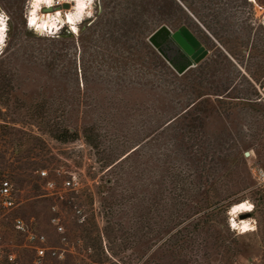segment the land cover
Returning a JSON list of instances; mask_svg holds the SVG:
<instances>
[{
	"label": "rangeland",
	"instance_id": "rangeland-1",
	"mask_svg": "<svg viewBox=\"0 0 264 264\" xmlns=\"http://www.w3.org/2000/svg\"><path fill=\"white\" fill-rule=\"evenodd\" d=\"M76 3H42L60 20L44 31L29 23L35 0H0V184L15 197L0 196V264H264L253 173L264 167V0H85L77 13ZM162 25L188 26L206 55L179 71L150 40ZM65 27L77 50L51 38ZM66 124L80 135L49 132ZM213 188L224 207L210 211ZM244 200L254 208L239 218L255 227L241 232L230 209ZM17 216L57 253L39 257Z\"/></svg>",
	"mask_w": 264,
	"mask_h": 264
},
{
	"label": "trees",
	"instance_id": "trees-1",
	"mask_svg": "<svg viewBox=\"0 0 264 264\" xmlns=\"http://www.w3.org/2000/svg\"><path fill=\"white\" fill-rule=\"evenodd\" d=\"M86 21V20H85ZM87 21H89L87 19ZM84 21L81 23L80 26V32L82 31H88L89 29V25H83ZM182 26H186V25H181ZM179 27V28H180ZM188 27V26H187ZM189 28V27H188ZM171 29L167 26V25H162L160 26L154 33L153 35L150 37V40L152 41V43L159 49L161 50V52L168 58V60L172 63V65L177 68L179 71H183L187 68V66L181 67L179 65V63L177 62V57L178 56V52H175V54L173 56L168 55V53L166 52V50H164V46L165 44L169 41L170 39V35H171ZM67 35V36H66ZM69 37L71 39H74V43L76 44V50H77V43L75 42V35L74 33H72L71 31H66V27L64 28V30H62L60 33H57V35L52 36L51 38L54 39V41H59V39L61 37ZM75 56V53H74ZM74 59H77V55L74 57ZM75 61V60H74ZM1 63V62H0ZM1 69V67H0ZM181 115V114H180ZM178 115V116H180ZM177 116V117H178ZM177 117L169 120L167 123H165L161 128L157 129L155 131V133L153 134V136L155 134H157L158 132H160L161 130L166 129ZM49 132L51 133V135H53L54 137L58 138V139H62V140H71V139H75L77 138L81 131L78 127H71L70 125L66 124L63 126V128H58V127H53L49 129ZM86 135V134H85ZM90 137V136H89ZM152 138V136L150 137ZM149 139H145L144 141H142V143H140L139 146H137L138 149L139 147L143 146L144 144H146ZM182 143V142H181ZM199 145H202L201 143H199ZM134 149V150H135ZM199 152H201V154L204 157H207L209 155V152L206 150L202 149V146L199 148ZM131 153V152H130ZM130 153H128L126 156H128ZM126 156H124L123 158H125ZM234 160H236L237 163H240L241 161L243 162V159H241L240 157H235ZM208 190H206L207 192ZM213 193L215 198L214 199H209V196H207V204L205 205V207H212L214 206L210 211L216 209L217 207H220L223 205L224 207V202L221 203L222 199L224 197H220V189L219 188H213ZM233 205V204H232ZM231 205V206H232Z\"/></svg>",
	"mask_w": 264,
	"mask_h": 264
},
{
	"label": "built area",
	"instance_id": "built-area-1",
	"mask_svg": "<svg viewBox=\"0 0 264 264\" xmlns=\"http://www.w3.org/2000/svg\"><path fill=\"white\" fill-rule=\"evenodd\" d=\"M253 173L257 180L258 187L262 190V197L264 200V167L256 166L255 168H253ZM49 184L52 186L53 181H49ZM65 185H68L71 188L77 189L79 187V181L75 178H72V179L69 178L65 181ZM0 196H1V201L4 205L12 206L15 204L13 187L9 180H4L1 182ZM232 218L233 216L230 215V223H231V226L233 227V224L231 221ZM14 225L21 233L25 234L30 247L35 249L39 257H44L48 253V251L54 254L57 253V248H54L53 246H50L47 244L46 234L32 229L30 224L23 217L17 216L14 219ZM59 228L62 229L63 226L59 225ZM233 228L239 229L237 227H233ZM2 257H3V254L0 251V259H2ZM8 257L10 260H14L16 256L14 253H9ZM253 264H259V263H253Z\"/></svg>",
	"mask_w": 264,
	"mask_h": 264
},
{
	"label": "bare ground",
	"instance_id": "bare-ground-1",
	"mask_svg": "<svg viewBox=\"0 0 264 264\" xmlns=\"http://www.w3.org/2000/svg\"><path fill=\"white\" fill-rule=\"evenodd\" d=\"M44 2L46 3V0H39V2H36V0H35V5L32 8L31 14L29 17V23L31 20H34V23L31 24L32 26H37L41 30L49 31L51 29L53 30L55 26L57 27V20L56 19L58 18V20H59V17H56L55 14H57V13H55V14H50V13L49 14H43V13H41L39 10H40L42 3H44ZM84 5H85V3H84ZM84 7H83V9H84ZM83 9L81 10L80 5H78L76 3V13L83 11ZM33 13H35L34 16H33ZM76 13L72 11V12L68 13V15H67V20L72 22L74 29H77V27L75 25ZM70 17H71V19H69ZM4 32H5V26H4ZM241 205H243V207H241ZM253 208H254V205L249 200L237 202L231 207L230 213L233 216V218L231 220L232 224H235L236 227L239 228L241 232L248 231V230L253 229L255 227V222L251 218H239V215L241 213L251 211V210H253Z\"/></svg>",
	"mask_w": 264,
	"mask_h": 264
},
{
	"label": "water",
	"instance_id": "water-1",
	"mask_svg": "<svg viewBox=\"0 0 264 264\" xmlns=\"http://www.w3.org/2000/svg\"><path fill=\"white\" fill-rule=\"evenodd\" d=\"M70 6L71 2L69 1L63 4L64 8H69ZM42 9L44 12H54L57 10V6H43ZM170 40L174 41L182 50L188 53L194 61H199L207 53V49L187 26H182L176 31L171 32ZM194 61L190 62L187 67L192 65ZM247 154H249V151H247Z\"/></svg>",
	"mask_w": 264,
	"mask_h": 264
},
{
	"label": "snow or ice",
	"instance_id": "snow-or-ice-1",
	"mask_svg": "<svg viewBox=\"0 0 264 264\" xmlns=\"http://www.w3.org/2000/svg\"><path fill=\"white\" fill-rule=\"evenodd\" d=\"M36 2H39V0H36ZM84 3H85V0H77V4H78V5H84ZM87 4H88V5H91V4H89L88 2H87ZM90 14H91V11L89 10V11L87 12V15L90 16ZM3 28H4V25H3V16H2V14H0V45L3 44V40H2Z\"/></svg>",
	"mask_w": 264,
	"mask_h": 264
},
{
	"label": "crops",
	"instance_id": "crops-1",
	"mask_svg": "<svg viewBox=\"0 0 264 264\" xmlns=\"http://www.w3.org/2000/svg\"><path fill=\"white\" fill-rule=\"evenodd\" d=\"M193 59L188 54H185L184 56L177 57V62L181 67L187 66L190 62H192Z\"/></svg>",
	"mask_w": 264,
	"mask_h": 264
},
{
	"label": "clouds",
	"instance_id": "clouds-1",
	"mask_svg": "<svg viewBox=\"0 0 264 264\" xmlns=\"http://www.w3.org/2000/svg\"><path fill=\"white\" fill-rule=\"evenodd\" d=\"M46 2L47 3H51V0H46ZM87 2L89 3V4H91L92 3V0H87ZM85 5H80V8H81V10L83 9V7H84ZM92 14V13H91ZM91 14H90V16H91ZM35 15V13H33V16ZM57 15H59V14H57ZM69 19H71V17L69 18ZM77 19H82V16H78L77 17ZM32 23H34V20H31L30 21V26H31V24ZM4 28H3V33H2V40L4 41ZM3 46V44L2 45H0V47H2ZM241 207H243V205H241ZM233 227H236V225L235 224H233Z\"/></svg>",
	"mask_w": 264,
	"mask_h": 264
},
{
	"label": "flooded vegetation",
	"instance_id": "flooded-vegetation-1",
	"mask_svg": "<svg viewBox=\"0 0 264 264\" xmlns=\"http://www.w3.org/2000/svg\"><path fill=\"white\" fill-rule=\"evenodd\" d=\"M171 44H175V45H177L174 41H172V40H170L169 39V41L165 44V46L167 45V46H169V45H171ZM174 49H175V51L176 52H178V56H184L185 54H188V53H186L184 50H182L178 45L177 46H175L174 47ZM189 55V54H188ZM190 56V55H189ZM204 57V56H203ZM202 57V58H203ZM201 58V59H202Z\"/></svg>",
	"mask_w": 264,
	"mask_h": 264
}]
</instances>
